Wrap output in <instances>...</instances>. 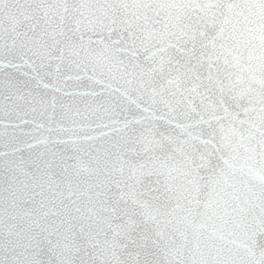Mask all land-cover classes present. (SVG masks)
<instances>
[{"label": "snow or ice", "instance_id": "1", "mask_svg": "<svg viewBox=\"0 0 264 264\" xmlns=\"http://www.w3.org/2000/svg\"><path fill=\"white\" fill-rule=\"evenodd\" d=\"M0 264H264V0H0Z\"/></svg>", "mask_w": 264, "mask_h": 264}]
</instances>
